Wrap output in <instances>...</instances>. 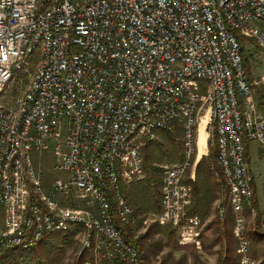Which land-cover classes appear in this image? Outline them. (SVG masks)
I'll return each instance as SVG.
<instances>
[{"label":"built area","instance_id":"obj_1","mask_svg":"<svg viewBox=\"0 0 264 264\" xmlns=\"http://www.w3.org/2000/svg\"><path fill=\"white\" fill-rule=\"evenodd\" d=\"M262 20L264 0H0V257L79 224L94 263H139L121 229L139 215L123 186L144 178V146L174 121L183 157L162 164L153 218L199 235L186 175L208 110L211 168L227 185L217 215L233 213L240 262L264 264L247 233L256 208L245 147L256 140L264 156L254 99L264 73L250 79L242 56L243 39L264 47ZM45 149L50 165H35L31 152Z\"/></svg>","mask_w":264,"mask_h":264},{"label":"rangeland","instance_id":"obj_2","mask_svg":"<svg viewBox=\"0 0 264 264\" xmlns=\"http://www.w3.org/2000/svg\"><path fill=\"white\" fill-rule=\"evenodd\" d=\"M257 24L259 25V27L264 29L263 20L257 22ZM242 49L244 55L247 58V61L244 65L246 73L252 79H259L264 73V47H260L256 43H254L252 39L246 38L242 40ZM254 99L257 104V110L260 113L264 114L262 106V104L264 105V103L261 102V100H264V85H259ZM195 126L196 143L195 149L191 155L193 166L189 169V171H187V179L194 177V175L191 176V171L194 170L193 174H195L197 164L201 159L203 160L204 168L205 166H207V162L210 158L209 154L212 150H215V145L213 146V144L210 145L207 143L208 130L206 126L204 125L203 127L204 130H202V135L199 132V126L201 125L197 123V125ZM171 127V132L173 134H177V140L180 142L181 150L184 151L183 129H181V132L178 133L175 128ZM157 138L158 140H163L160 135ZM164 142L166 144L167 150H170L174 147V143H171L169 141ZM258 144L259 143L256 140L250 141V149L249 153L246 154V159L249 162L252 175L254 176V178L251 177L252 181H254L256 184L257 198H255L258 200V206L264 213V156L259 155L258 147H260V144ZM172 151L174 150L172 149ZM51 154L52 152L50 149L42 150L40 153L32 151L31 155L33 163L36 165L39 162L42 166H49L52 161ZM215 158H212L213 161L211 160V162L209 163L210 168L211 164L214 163L216 165ZM168 160L175 159L167 157L162 158L159 162H161L162 165ZM57 176H66V174L61 171H49L46 173L45 178L53 179ZM253 187L255 188V185ZM59 199L64 200L63 196H61ZM220 200L222 201V199ZM220 200H214L211 203L207 214L202 218L200 217L202 221V232H199V235L187 236L181 233L180 229L173 224L157 222L159 224V232H155L150 237L143 239V250H146V256L144 257L142 262H139L137 264H160L162 260L165 262V264H172L177 262L178 264H217V260L220 255V243L216 237L217 226L216 224H211L207 227V224L215 216L217 210V202ZM222 202L227 203V199L225 202ZM153 212L154 211H149L145 213L142 225L140 227H137V224L142 217V215L140 214L136 217L135 221L131 225L127 226L131 231L133 230V238H136L138 235L142 234L147 229L149 224H151L152 222H156V220H154L153 218ZM226 216L227 218H229V224L231 225L230 211H228ZM253 217H249L247 222L248 228L250 230L249 237L251 241V255L258 261H264V240H257L253 237ZM2 218L3 213L0 212V221H2ZM260 229L264 232V221L261 222ZM171 230L172 233H174L173 236H171V240L168 241L167 232H171ZM231 230L233 237L235 238V253L239 255L238 241L233 233V226L231 227ZM81 231V228L76 231V235L73 238L72 244L64 250L61 247L58 248L56 244L52 243L51 241L42 244V248L40 246L39 248L35 249L39 256H36L34 254L33 258H31L30 260V263L27 262L25 264H40L41 261L43 262V264H102L103 261L101 260L96 261V263L92 261L91 258H93V253L91 249H82ZM174 244L175 247L173 246Z\"/></svg>","mask_w":264,"mask_h":264},{"label":"trees","instance_id":"obj_3","mask_svg":"<svg viewBox=\"0 0 264 264\" xmlns=\"http://www.w3.org/2000/svg\"><path fill=\"white\" fill-rule=\"evenodd\" d=\"M242 56L243 64L245 65L247 58L244 55L243 49ZM261 102L264 103V100H261ZM262 106L264 112V105L262 104ZM172 127L175 128L178 133H180V130L183 129L182 124L177 121L172 123ZM159 135L160 137H162V141L158 140L157 137ZM164 141L174 143V147L172 148L174 151H172V149L167 150ZM250 141L251 140L249 139L245 140L246 154ZM260 151L261 154H263L262 148L260 149ZM142 153L143 170L145 172L144 178L133 180L123 186V193L126 195L129 202L134 206L137 213L142 215L137 224V227H140L142 225L146 212L158 211L161 209L162 165L159 161L162 158L167 157L173 159H181L183 157V151L181 150L180 142L177 140V134H173L170 128H161L156 130V137L153 140L147 142V144L143 148ZM215 155L216 146L215 150H212L209 154L210 161L208 160L207 166H205L204 168L203 160L201 159L197 164L194 177L188 179L191 181L193 186V196L191 203L188 206V212L197 213L201 218L207 214L210 205L214 200L216 201L222 199V201L225 202L227 199V185L224 182L223 177L220 180H216L214 177L215 170L210 168L209 166L212 158L214 159L216 157ZM253 202L256 208V212L253 217L254 225L252 227V234L254 239L264 240V232L260 229L261 222L264 221V213L258 206V201L255 198V191ZM228 211H230L231 213V225L229 224V218H227L226 216ZM228 211L225 217L223 219H220L217 215L216 210L215 216L210 220V222H208L207 227L211 224H216L217 226L216 237L220 243V255L218 257L217 264H241L239 262V255L235 253V238L233 237L231 230L233 223V213L230 208H228ZM249 217L250 215H247V218ZM79 228V224H73L67 230H55L48 232L43 236L40 242L28 249H20L16 247L7 248L4 250L0 257V264H25L27 262L30 263V260L31 258H33L34 254L36 256H39L35 249L39 248L40 246L42 248V244H45L49 241L55 243L58 248L61 247L64 250L72 244L73 238L76 235L75 233L77 230H79ZM121 229L123 231L124 237L137 245L139 250V262H142V260L146 256V250H143V239L150 237L155 232H159V224L157 223V221L152 222L151 224H149L147 229L136 238H133V230L131 231L126 225H121ZM200 231L202 232V230ZM249 231L250 230L248 228V236ZM173 233L172 230L171 232H167L168 241L171 240V236H173ZM173 246L175 247V244ZM40 264H43V262L41 261ZM160 264H165V262L162 260ZM172 264H178V262Z\"/></svg>","mask_w":264,"mask_h":264},{"label":"bare ground","instance_id":"obj_4","mask_svg":"<svg viewBox=\"0 0 264 264\" xmlns=\"http://www.w3.org/2000/svg\"><path fill=\"white\" fill-rule=\"evenodd\" d=\"M208 118H209V111L207 110L205 113H202L201 115H200V119L198 120V122L197 123H199V125H201V126H199V132H200V134L202 135V130H204L203 129V127H204V125L206 126V124H205V122L208 120ZM184 140V139H183ZM213 146H214V144H213ZM184 148V147H183ZM184 152V151H183ZM40 242V241H39Z\"/></svg>","mask_w":264,"mask_h":264},{"label":"crops","instance_id":"obj_5","mask_svg":"<svg viewBox=\"0 0 264 264\" xmlns=\"http://www.w3.org/2000/svg\"><path fill=\"white\" fill-rule=\"evenodd\" d=\"M259 145V144H258ZM249 149H250V143L248 145V148H247V153H249ZM261 147H258V153L259 155L263 156V154H261V151H260ZM248 166H249V162H248ZM249 171H250V174L251 176L254 178V176L252 175V172H251V169H250V166H249ZM253 183V186L255 185V188L253 187L254 191H255V197L257 198V193H256V184L254 181H252ZM258 201V200H257ZM250 217H253V216H250ZM201 224H202V221H201ZM202 229V226H200V229H199V232H201L200 230Z\"/></svg>","mask_w":264,"mask_h":264}]
</instances>
